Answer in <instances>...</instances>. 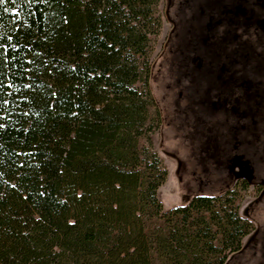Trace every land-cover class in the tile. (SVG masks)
I'll use <instances>...</instances> for the list:
<instances>
[{
  "label": "trees",
  "instance_id": "trees-1",
  "mask_svg": "<svg viewBox=\"0 0 264 264\" xmlns=\"http://www.w3.org/2000/svg\"><path fill=\"white\" fill-rule=\"evenodd\" d=\"M160 0H0V264H225L232 198L163 212Z\"/></svg>",
  "mask_w": 264,
  "mask_h": 264
},
{
  "label": "rangeland",
  "instance_id": "rangeland-1",
  "mask_svg": "<svg viewBox=\"0 0 264 264\" xmlns=\"http://www.w3.org/2000/svg\"><path fill=\"white\" fill-rule=\"evenodd\" d=\"M149 89L164 213L232 198L251 224L225 264H264V0H160Z\"/></svg>",
  "mask_w": 264,
  "mask_h": 264
}]
</instances>
